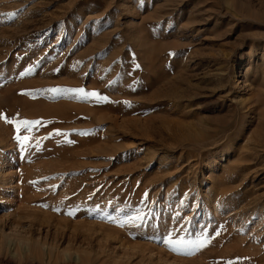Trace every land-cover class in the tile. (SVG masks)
Returning <instances> with one entry per match:
<instances>
[{"label": "rangeland", "instance_id": "374dc122", "mask_svg": "<svg viewBox=\"0 0 264 264\" xmlns=\"http://www.w3.org/2000/svg\"><path fill=\"white\" fill-rule=\"evenodd\" d=\"M56 258L264 264V0H0V264Z\"/></svg>", "mask_w": 264, "mask_h": 264}, {"label": "snow or ice", "instance_id": "6c2138e0", "mask_svg": "<svg viewBox=\"0 0 264 264\" xmlns=\"http://www.w3.org/2000/svg\"><path fill=\"white\" fill-rule=\"evenodd\" d=\"M10 15H14V14H10ZM79 91H83V89H79ZM88 95H97V93L95 92H92V93H88ZM6 119V117H5ZM33 123H39L38 121H27V120H24V121H21L20 124L23 125L24 127H28L30 124H33ZM19 131H20V128L19 126L17 127V136L15 137L18 141H20L22 144L25 143L28 139H30V137H21L19 135ZM169 243H171V241H169ZM182 243V242H181ZM192 243L196 248H199V247H203L204 244L201 243L199 240L198 241H195V242H190Z\"/></svg>", "mask_w": 264, "mask_h": 264}, {"label": "bare ground", "instance_id": "6f19581e", "mask_svg": "<svg viewBox=\"0 0 264 264\" xmlns=\"http://www.w3.org/2000/svg\"><path fill=\"white\" fill-rule=\"evenodd\" d=\"M19 247H20V245H19ZM19 247H18V248H19ZM21 247H22V246H21ZM23 248H24V247H23ZM3 249H4V248H3ZM19 249H20V248H19ZM19 249H18V250H19ZM24 249H25V248H24ZM39 249H40V248H39ZM39 249H38V248H35L34 250H32V248H28V251H29V252H31V251L38 252ZM21 250H22V249H21ZM21 250H19V251L21 252ZM23 252H24V251H23ZM29 252H28V253H29ZM26 254H27V253H26ZM24 256H25V254H24ZM25 257H26V256H25ZM53 260H54V259H53ZM28 261H29V260H28ZM19 263L21 264V263H24V262L21 261V262H19ZM24 264H25V263H24ZM53 264H59L57 258L53 261Z\"/></svg>", "mask_w": 264, "mask_h": 264}]
</instances>
